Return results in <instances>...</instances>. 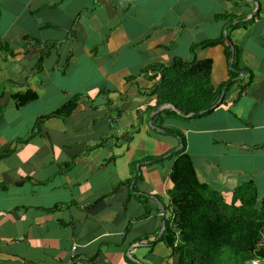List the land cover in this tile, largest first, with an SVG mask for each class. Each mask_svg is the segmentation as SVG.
<instances>
[{"label": "crops", "instance_id": "1", "mask_svg": "<svg viewBox=\"0 0 264 264\" xmlns=\"http://www.w3.org/2000/svg\"><path fill=\"white\" fill-rule=\"evenodd\" d=\"M175 58L212 61L214 112L151 111ZM174 130L226 203L264 198V0H0V264H174Z\"/></svg>", "mask_w": 264, "mask_h": 264}, {"label": "trees", "instance_id": "2", "mask_svg": "<svg viewBox=\"0 0 264 264\" xmlns=\"http://www.w3.org/2000/svg\"><path fill=\"white\" fill-rule=\"evenodd\" d=\"M222 42L218 39L204 41L191 46L190 51ZM211 64L209 59L187 62L175 58L170 66L152 67L159 75L146 92L149 97L156 98L151 111L170 105L189 119L214 112L218 98L216 91L223 84L214 89ZM26 93L18 94L22 96H17L18 105L36 97L34 93ZM75 105L74 97L54 115L69 116ZM169 114L175 116V120L181 119L179 114L168 109L157 116L164 120L167 119L164 115ZM173 133L179 138L181 147L168 155L172 159L169 174L172 188L168 196L173 217L166 221L161 239L175 258L174 264H249L254 260L264 264V198L257 199L253 182L237 186L231 202L226 203L222 192L198 180L191 157L185 151L183 134L176 130Z\"/></svg>", "mask_w": 264, "mask_h": 264}, {"label": "clouds", "instance_id": "3", "mask_svg": "<svg viewBox=\"0 0 264 264\" xmlns=\"http://www.w3.org/2000/svg\"><path fill=\"white\" fill-rule=\"evenodd\" d=\"M168 217H167V219L166 220H164V222H163V231H164V228H165V223H166V221H170L171 220V218L173 217V214H172V212H171V207H170V205H168ZM164 217V216H163ZM170 223V222H169ZM163 231H162V233H163ZM162 235V234H161ZM170 251V250H169ZM170 254H171V252H170ZM173 257V256H172ZM249 264H258V262L257 261H252V262H250Z\"/></svg>", "mask_w": 264, "mask_h": 264}, {"label": "bare ground", "instance_id": "4", "mask_svg": "<svg viewBox=\"0 0 264 264\" xmlns=\"http://www.w3.org/2000/svg\"><path fill=\"white\" fill-rule=\"evenodd\" d=\"M160 109H162V110H164V109H168V110H172V111L176 112L177 114L180 113V112H178L173 106H170V105H163V106H161ZM162 110H161V111H162ZM159 113H160V112H159ZM179 115L181 116V119H178V120H182V119H184V118L189 119V117H185V116H183L181 113H180ZM155 118H156V120H157V117H155ZM158 120H159V118H158Z\"/></svg>", "mask_w": 264, "mask_h": 264}, {"label": "rangeland", "instance_id": "5", "mask_svg": "<svg viewBox=\"0 0 264 264\" xmlns=\"http://www.w3.org/2000/svg\"><path fill=\"white\" fill-rule=\"evenodd\" d=\"M173 121H175V120H173ZM173 128H175V129H176V128H177V125H176V124H173Z\"/></svg>", "mask_w": 264, "mask_h": 264}]
</instances>
